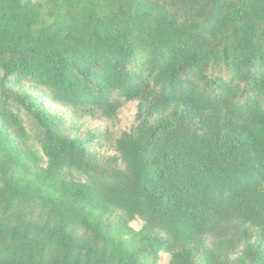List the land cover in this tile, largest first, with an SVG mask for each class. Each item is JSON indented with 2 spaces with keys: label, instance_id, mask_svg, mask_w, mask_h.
<instances>
[{
  "label": "trees",
  "instance_id": "obj_1",
  "mask_svg": "<svg viewBox=\"0 0 264 264\" xmlns=\"http://www.w3.org/2000/svg\"><path fill=\"white\" fill-rule=\"evenodd\" d=\"M162 260L264 264V0H0V264Z\"/></svg>",
  "mask_w": 264,
  "mask_h": 264
},
{
  "label": "rangeland",
  "instance_id": "obj_2",
  "mask_svg": "<svg viewBox=\"0 0 264 264\" xmlns=\"http://www.w3.org/2000/svg\"><path fill=\"white\" fill-rule=\"evenodd\" d=\"M135 115H136V106L135 104H126L124 105V107L122 108L121 112L119 113V121H118V126L119 128H126L128 126H130L134 119H135ZM87 126L93 127V128H100L101 130H106L108 129V124L106 123H102V122H94L92 124L86 125L85 128ZM143 226V223L141 221H135L134 223H132V227L139 231ZM166 261L162 260L160 264H164Z\"/></svg>",
  "mask_w": 264,
  "mask_h": 264
}]
</instances>
